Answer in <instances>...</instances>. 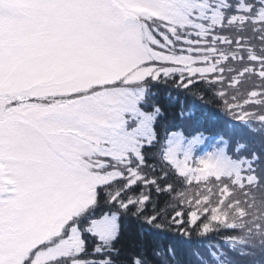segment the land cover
Here are the masks:
<instances>
[{"label":"snow or ice","instance_id":"6c2138e0","mask_svg":"<svg viewBox=\"0 0 264 264\" xmlns=\"http://www.w3.org/2000/svg\"><path fill=\"white\" fill-rule=\"evenodd\" d=\"M257 191L264 0H0V264H264Z\"/></svg>","mask_w":264,"mask_h":264},{"label":"trees","instance_id":"16d2710c","mask_svg":"<svg viewBox=\"0 0 264 264\" xmlns=\"http://www.w3.org/2000/svg\"><path fill=\"white\" fill-rule=\"evenodd\" d=\"M238 87L240 88L241 93H246L253 90L248 84L238 85ZM229 91H233V90L230 89ZM209 98H211L213 102L208 104L207 107L203 109V115L201 117L204 121L203 126L208 129V132L205 133L207 139L197 149V153L200 154L212 150L217 144H219V141L216 140L215 138V134L217 132H223L225 134H227L228 132V128L226 127V125L228 124V114L223 111V107H224L223 104L216 102L215 98H212L210 93H209ZM198 115L200 114L198 113ZM196 190L197 188L194 182L191 185L186 184L183 187H178V191H186L189 194L195 193ZM255 194L257 196H260L264 193L257 191ZM216 238L217 237L214 234L213 236H210L205 240V239H201L200 237H197L194 233L192 241L184 242V245L195 246L197 244H204L207 243L208 241L215 240Z\"/></svg>","mask_w":264,"mask_h":264},{"label":"rangeland","instance_id":"374dc122","mask_svg":"<svg viewBox=\"0 0 264 264\" xmlns=\"http://www.w3.org/2000/svg\"><path fill=\"white\" fill-rule=\"evenodd\" d=\"M202 145V144H201ZM201 145H199L198 147H197V149L201 146ZM206 153V152H205ZM205 153H202V154H200V153H197V150H196V156L197 157H199L200 155H203V154H205ZM195 183V182H194Z\"/></svg>","mask_w":264,"mask_h":264}]
</instances>
